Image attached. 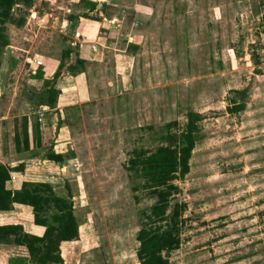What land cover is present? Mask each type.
<instances>
[{
  "label": "rangeland",
  "instance_id": "obj_1",
  "mask_svg": "<svg viewBox=\"0 0 264 264\" xmlns=\"http://www.w3.org/2000/svg\"><path fill=\"white\" fill-rule=\"evenodd\" d=\"M83 1L85 9L95 3L99 12L78 14L82 31L93 36L94 29L116 32L93 85L116 77L109 65L127 48L134 56L127 78L133 92L131 100L123 94L113 107L97 108L98 102L76 106L69 112L74 137L58 143V152L55 143L51 146L65 163H37L22 172L25 182L47 184L57 196L73 201L80 238L64 247L66 263L140 264L138 233L157 199L131 161L135 152L161 145L167 124L177 122L181 129L195 112L204 120L190 173L178 182L186 189V209L180 219L181 245L166 254L169 264H264V0ZM64 3L75 2L34 0L32 8L17 6L6 25L3 89L0 80L4 152L9 144L15 147L14 132L22 129L26 114L37 122L33 113L50 107L45 81L31 74L28 60L58 56V35L72 40L75 32L64 36L58 32L60 23L54 26L55 16L69 15ZM103 15L109 22L99 27L96 21ZM80 35L67 48L73 64L84 56L75 51L87 42ZM129 38L133 43L127 47ZM62 73L73 75L66 68ZM234 100L245 102V110L230 114ZM77 111L89 121L77 120ZM66 141L71 145L67 150ZM62 165H69L66 172Z\"/></svg>",
  "mask_w": 264,
  "mask_h": 264
},
{
  "label": "trees",
  "instance_id": "obj_2",
  "mask_svg": "<svg viewBox=\"0 0 264 264\" xmlns=\"http://www.w3.org/2000/svg\"><path fill=\"white\" fill-rule=\"evenodd\" d=\"M34 0H0V80L3 86L2 58L9 46L6 36V25L13 21V10L18 4L31 7ZM264 23V16L262 19ZM61 65L51 80L44 78L43 72H37L35 77L45 81L49 95V106L56 105L54 89L51 85L59 81L63 69L77 75L83 72L84 62L80 59L71 65L72 52L63 53ZM241 100L246 98V91L240 92ZM243 101H233L227 111L230 114L245 110ZM204 116L195 112L187 115V122L179 128L177 122L165 126L161 145L154 151H139L134 153L131 161L134 171L143 177L145 188L156 197V203L150 213H146L148 223L139 231L137 240L140 244L137 257L140 264H169L167 253L181 245V217L186 209L185 203H176V196L182 193L178 182L184 181L190 173V162L196 147L197 136ZM28 123L24 124L20 135H15L16 151H29L30 138ZM39 141V139H38ZM39 145V144H38ZM46 160L59 164L63 156L50 149ZM24 165L17 168L23 172ZM11 170L0 164V212L12 211L15 204L32 208L34 223L45 228L42 237L24 232L21 226L0 227V243H11L27 248L31 264H65L61 245L76 242L80 238L78 221L75 216L73 201L59 197L47 184L35 185L23 183L19 191L13 192L7 188L11 181Z\"/></svg>",
  "mask_w": 264,
  "mask_h": 264
},
{
  "label": "crops",
  "instance_id": "obj_3",
  "mask_svg": "<svg viewBox=\"0 0 264 264\" xmlns=\"http://www.w3.org/2000/svg\"><path fill=\"white\" fill-rule=\"evenodd\" d=\"M74 4L71 3H64L66 5V19L61 16H55L53 18L54 26L61 27V32L64 34V36H68V34H71L73 36L72 40H76V35H80V33L84 36L82 39L87 44L84 45V49L82 51H76V53L79 52L81 55H84L80 58L84 62V70L81 74L69 75V73H62V76L59 78V81H57L56 84L54 82L51 84L54 89L55 95H58L56 98V105L53 107H49L47 111H35L33 113L34 116H37V122L34 119L33 116H28L26 114L23 119L27 120L28 123V134L30 138V149L29 151H22L18 153L16 151V145L10 146V152L9 154L5 150V152L0 149V164L4 165L8 169H10L11 177H15V180H11L7 184V188L9 190H12L13 192L19 191L25 182L26 176L25 173L18 172L17 168L21 165H24L25 171L31 170L35 168L37 163H41L43 165H50L49 160L45 159V156L47 152L52 148L51 146L55 143L54 148L57 151L58 143L61 144L63 142V139H72L74 137V133L72 134V126H71V120H69V112L71 113L72 109L74 110L76 106H82L83 104L86 105V103H90L91 107H94L92 103L98 102V107L100 108L102 105L109 104L111 107L118 105L117 103H121V95H129L130 100L132 99V92H133V82L130 81V79H127L130 77V72L133 73V53L128 52L127 48L123 51L120 50L121 54H115V65L111 64L108 65L111 67V73L116 74V77H114L112 80H110L107 83L101 84V85H93L95 83L96 79L99 77L101 68L104 67L105 61H103L104 58H107L108 51L111 50V47H113L112 41H109L111 39V35H116V32L111 34L109 30L104 31H95L93 30V35L90 34V31H82V27L84 26V22L82 21L81 24L79 22V16H85L89 14L90 16H93V12L98 13V5L97 8H95V3H92L91 8L88 10L85 9V4L83 3V0H74ZM95 2V1H92ZM24 6L23 4H18L17 6ZM64 5V6H65ZM16 6V7H17ZM34 4L30 7L32 8ZM63 4L59 7H64ZM15 7V8H16ZM26 7V6H25ZM14 8V9H15ZM60 9V8H58ZM47 17H49V14H46ZM51 16L54 17L52 14ZM46 16L44 18H41V21L45 22ZM52 20V19H51ZM59 22V23H58ZM79 22V23H78ZM99 27L106 26V24L109 22L108 17L103 15L96 21ZM121 21H118V24ZM78 23V24H75ZM79 37H82L81 35ZM57 40L59 44L62 46L59 52L58 56L50 57L48 56H39L40 58L36 57L33 60L29 59L28 62L31 66L34 60L41 61L43 65L37 69V72L39 69H41L40 72H43L44 78L46 80H51L57 73L61 62H62V56L63 53L67 50L68 45L72 44V40H66L64 38L61 39L60 35L57 36ZM83 41V43H84ZM133 43V39L129 38V41L127 43V47L130 46ZM63 44V45H62ZM111 46V47H110ZM114 51L119 52L118 50L114 49ZM72 52V51H71ZM74 54L72 52V59L70 64L74 65L72 63ZM76 57V56H75ZM32 67V66H31ZM67 69V68H66ZM125 72V73H124ZM129 73V74H128ZM121 76V77H120ZM118 77V78H117ZM42 80L37 78V81ZM91 82V83H90ZM1 87L3 89L4 87ZM121 91V92H120ZM120 92V93H119ZM129 100V97H126ZM129 100V101H130ZM120 101V102H119ZM50 105V104H49ZM88 107H90L88 105ZM36 110V109H35ZM78 110V109H77ZM39 112L45 113V116L40 120ZM78 116L82 118V122L89 121L86 119V113L83 111L78 112L77 111V120ZM88 117H93V114L90 113ZM36 118V117H35ZM5 120V119H4ZM56 121V122H54ZM2 125V124H1ZM34 125L35 127L39 126V137L38 134L34 135ZM1 128V127H0ZM18 130V131H16ZM14 132V142H15V135L21 136L22 129H16ZM2 133L0 130V137ZM56 135V136H55ZM6 136V133L4 134V138ZM57 137V140L55 139ZM36 138V140H35ZM39 139V141H38ZM39 144V145H38ZM69 144V145H68ZM63 145H66V150L69 148L70 142H67ZM1 146V141H0ZM53 149V148H52ZM54 150V149H53ZM54 151L56 154L61 155ZM40 153H45L44 160H39ZM64 164L63 162L59 164ZM40 166V165H39ZM63 166V172L67 171V167L69 165H62ZM43 169V168H40ZM60 169V168H59ZM61 170V169H60ZM28 174V171H27ZM26 174V175H27ZM21 180V181H20ZM23 181V182H22ZM62 198H66L65 195L61 196ZM21 226L25 233L42 237L45 233V228L35 225L34 223V216L32 213V208L25 206V205H19L15 204L12 211L9 212H0V227L5 226ZM14 238H11V243H0V264H31L30 262V256L27 248L22 246H17L14 244ZM77 242V241H76ZM75 242H69V243H63L61 245L62 249V255L63 258H65V255L63 254V249L66 245L74 244ZM65 260V259H64ZM65 264L66 261H65Z\"/></svg>",
  "mask_w": 264,
  "mask_h": 264
},
{
  "label": "built area",
  "instance_id": "obj_4",
  "mask_svg": "<svg viewBox=\"0 0 264 264\" xmlns=\"http://www.w3.org/2000/svg\"><path fill=\"white\" fill-rule=\"evenodd\" d=\"M80 48H82V46H80ZM42 65H43V63L41 61L34 60V62L31 64V66H32L30 69L31 74L36 75L37 69L39 67H41ZM39 116H40V120H41L45 116V113L39 112ZM11 180H15V177H11Z\"/></svg>",
  "mask_w": 264,
  "mask_h": 264
},
{
  "label": "water",
  "instance_id": "obj_5",
  "mask_svg": "<svg viewBox=\"0 0 264 264\" xmlns=\"http://www.w3.org/2000/svg\"><path fill=\"white\" fill-rule=\"evenodd\" d=\"M180 189H181V191H182V196H181L180 199H178V200H176V201L174 202V206H175L176 203H183V202L185 201V197L187 196L185 186H184V185H181V186H180Z\"/></svg>",
  "mask_w": 264,
  "mask_h": 264
}]
</instances>
